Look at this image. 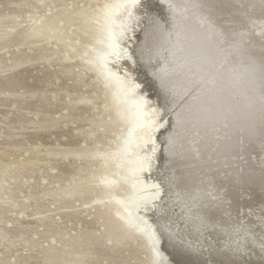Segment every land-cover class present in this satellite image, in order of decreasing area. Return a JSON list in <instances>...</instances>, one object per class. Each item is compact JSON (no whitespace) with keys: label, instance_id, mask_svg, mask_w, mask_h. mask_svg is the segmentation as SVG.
Masks as SVG:
<instances>
[{"label":"rangeland","instance_id":"1","mask_svg":"<svg viewBox=\"0 0 264 264\" xmlns=\"http://www.w3.org/2000/svg\"><path fill=\"white\" fill-rule=\"evenodd\" d=\"M132 1L0 0V45L11 43L0 52L7 65L0 70V264H67L80 255L86 264H157V242L189 264H264V200L229 182L252 168L264 171V136L252 146L242 138L239 158L232 153L227 171L214 175L206 166L223 156L218 141L226 138L228 119L208 133L183 124L192 100L221 97L217 74L229 61L184 82L195 70L183 56L184 37L205 19L173 0H141L135 17L123 21ZM50 23L61 29L54 40L19 46ZM209 35L207 43L224 47ZM15 60L24 64L13 68ZM132 101L144 106L128 108ZM138 114L143 122L135 129ZM210 135L204 155L202 140ZM188 160L199 161L198 174L194 183H180ZM80 168L86 175L80 187L90 193L55 192L42 204L32 199L52 177L66 181ZM140 181L150 198L141 207L133 199ZM120 208L132 215V227ZM152 225L157 242L144 233Z\"/></svg>","mask_w":264,"mask_h":264},{"label":"bare ground","instance_id":"2","mask_svg":"<svg viewBox=\"0 0 264 264\" xmlns=\"http://www.w3.org/2000/svg\"><path fill=\"white\" fill-rule=\"evenodd\" d=\"M173 2L176 6H178L180 8H189L191 11H193L194 15L201 16L205 19V26H203V28L195 29L193 27L192 28L190 27V29L188 30V34L184 37V43H185L187 49L184 51L183 56H184L185 60L193 62L192 67L195 68V70L192 74H190V76L183 78L184 79L183 81L187 82V83L194 82V80L196 79V77L198 75L202 76V75L207 74L209 72V69L217 61H220L222 58H226L227 61H229L228 65L223 67L219 71V73L217 74V77L220 81V84H222V86H221L222 87L221 97L217 98L215 100H213V99L209 100L208 99V98H212V97H207V99L205 98L204 100L203 99L192 100L189 103V111L191 113H189V117H187L188 118L187 123L182 122L185 127L186 126L189 127V125L191 124V125L195 126L198 130L202 131V133H206V132L208 133L209 129L211 128L212 123H217L215 121H220L222 119H226V118L228 119V122H229L228 127L229 128L225 131L227 133L225 135L226 138L220 139L218 141V144H220V147L217 150V153H221L223 156L219 157V159H210V161H209L210 163L206 166V167H210V169H212L211 172L214 173V175L215 174L219 175L220 172L222 173L225 170L227 171L225 164L229 163V165L231 166L232 160L230 159V157H231L230 155H232V153H233V155H238V158H239V155L241 152L240 148H239L240 147L239 142H240V140H242V138L246 142L252 141V142H250L251 146H252L253 141H256V140L260 141L264 136V0H189L187 2H184L183 0H173ZM140 3H141V0H133L129 4L124 5V7H126L127 11H125V13L122 14L123 15L122 17L124 18L123 21H127L128 19L135 17L137 7L139 6ZM157 4H159V3H157ZM124 7H122V8H124ZM143 8H145V7H143ZM117 15H119V14H117ZM142 16L144 17L143 13H142ZM143 17L141 19H143ZM150 21H151V19H150ZM116 23H117V21H116ZM151 25H152V23H151ZM60 31H61L60 27L54 25L53 23H50L47 26L42 25V26L32 30V32L28 33V35L25 38H23L22 41H19V46L31 45V44L36 43L37 41H40V40H54L56 35L59 34ZM111 32H112V27H111ZM10 33L12 35L14 32H10ZM208 34H210L209 36L211 37V39H214L215 41L216 40H222L224 47H221V46L220 47H213V45L211 46L210 42L207 43L205 41V37L208 36ZM13 41H11V42H13ZM10 44H11L10 42H6V43L1 44L0 45V52L5 50ZM62 46H63V48H66L65 44H63ZM129 48H131V47H129ZM22 62L23 61L15 60V61H13V64L11 67L14 68L17 65L24 64ZM125 62L130 63V60L125 61ZM130 65H131V63H130ZM6 67H7V65L4 62V58L0 54V70H4ZM122 75H124V74H122ZM128 75H126L127 78L129 77ZM130 77H131V75H130ZM129 80H130V78H129ZM131 83H133V82H131ZM114 84H116V83H114ZM135 84H137V83H135ZM130 85H132V84H130ZM131 89H133V88H131ZM141 89H142V87H141ZM120 90L117 88L116 91H117V95H118L119 99L121 100L122 94H120ZM136 92H137V90H136ZM13 94L17 95V93H15V91L11 92V95H13ZM143 95H145V94H143ZM123 100H124L125 106L122 107V112H123L122 115L127 116V113H128V111H127L128 109L126 110L127 104H126L125 99H123ZM142 103H143V101H142ZM165 103H167V102H165ZM135 106H137L136 101H132V102H130V104H128V108L134 109ZM141 106H144V105L139 103L137 106V109H140ZM169 110H170V108H169ZM142 113H143V111H142ZM144 113H145V111H144ZM138 115L139 116L136 118V121H134V124L136 125L135 129H137L143 122L142 115L141 114H138ZM212 117H214V118H212ZM156 120H157V118H156ZM148 121L150 122L151 119ZM152 121H154V119ZM151 123H153V122H151ZM157 123H158V121H157ZM145 124H146V122L144 123V125ZM149 125H150V123L147 126H149ZM132 127H133V125H132ZM135 136H137V135L135 134V130H134L132 136H130L133 139L130 138V142H129L128 146L126 147V151H127L126 156L129 153V148H130L131 144H133V142L136 140ZM142 136H143V134H142ZM153 137H155V136H153ZM142 139L144 140V138H142ZM212 139L213 138L210 135V136H206V138L202 140L203 144L201 146L203 147L204 155H207L208 152L211 151V149H212L211 146L213 144ZM197 145H198V143H197ZM140 147H142V146H140ZM152 149H153V147H152ZM246 153H248V152L246 151L245 154ZM134 154H135V152H134ZM142 154H144V153H142ZM144 156H145V154H144ZM138 157H139V155H138ZM142 159H144V158H142ZM149 159L150 158H148V160ZM146 161L144 162L145 166H146ZM148 164L149 163H147V165ZM145 166H143V167H145ZM199 167H200L199 161L198 162H196L194 160L186 161L182 167V168H184V170L181 174V177L179 178V180H181L180 183H184V182L190 183V181L193 182L194 177L197 176V174H198V168ZM251 167H252V165H251ZM159 168L156 170H159ZM142 170H144V168ZM251 170H248L247 173L242 172L243 174L238 173V175L233 176V178L230 177L229 182L232 184L233 187H235L236 190L239 188H245L247 190V192L250 194V196L252 198H254L253 201L258 200V199L264 200V171L263 172H257L255 170H252V171ZM153 171L155 172L154 169H153ZM209 173L210 172H208L207 174H209ZM142 174H144V173H142ZM229 174H231V172ZM85 176L86 175L83 173V168L76 169L75 171H73L70 174V177L66 181H64L65 179H63L62 177H55L54 176L51 178V180L48 181L46 188L43 190H38L32 199L39 201L38 203L42 204L41 201H44L49 196H53V194H55V192H58L59 194H63L68 198L69 197L73 198L75 196H82L86 193H90L93 190V188H81L80 187V185L83 183L84 179L86 178ZM148 178H149V176H148ZM157 179H158V176H157ZM63 182L69 183L68 184L69 188L65 191L60 190V188L62 186L61 184ZM70 182H73L74 184H71ZM155 182H157V181H155ZM155 182H153V183H155ZM241 186H243V187H241ZM148 187H151V186L148 185ZM98 188H100V186ZM98 188H96V189H98ZM145 189H146V185L143 186V184L140 181L139 193L135 194V197H133V199L142 200V201L138 202L140 205L137 204V205H139V207H141V205L146 202V199L149 198L148 195L145 194ZM153 191H156V190H153ZM150 195H151V193H150ZM236 195H237V193H236ZM234 196H235V194H234ZM234 198L232 195L231 199L234 200ZM151 203H153V201ZM139 207L134 208L132 213H134L135 211H138ZM240 208H241V206H240ZM124 211L125 210L120 208V210H118V216L121 218V220L123 219L125 221L126 225H128V226L130 225L132 227L133 223H136V222H133V217L131 214H127ZM218 216H220V215H218ZM145 229L146 230H144V233H146V231H147L148 235L154 241L157 242V235L158 234H157L156 230L154 229L153 225L149 226L148 228H145ZM156 244H157L158 251L155 253L158 254V256H159V257L157 256V258H158L157 264H189L188 260L179 251H177V250H175L174 252L168 251V254H165L162 252V249H163L162 243L157 242ZM85 261H86L85 255L72 256V257H70L69 262H67V264H86ZM42 264H48V263L43 262Z\"/></svg>","mask_w":264,"mask_h":264}]
</instances>
